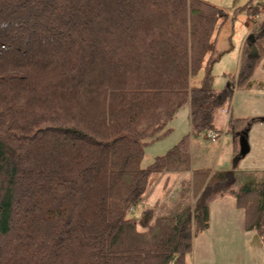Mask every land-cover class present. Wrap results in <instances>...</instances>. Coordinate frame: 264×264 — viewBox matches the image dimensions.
Here are the masks:
<instances>
[{"label":"trees","instance_id":"1","mask_svg":"<svg viewBox=\"0 0 264 264\" xmlns=\"http://www.w3.org/2000/svg\"><path fill=\"white\" fill-rule=\"evenodd\" d=\"M243 12L258 54L245 45L217 88L210 49L228 12L213 2L0 0V264H188L225 196L264 244V175L238 183L240 161L193 166L234 79L251 88L264 59L261 9L250 0ZM187 106L191 131L143 167L145 147ZM250 125L230 116L236 152ZM173 175L166 199L134 215Z\"/></svg>","mask_w":264,"mask_h":264},{"label":"rangeland","instance_id":"2","mask_svg":"<svg viewBox=\"0 0 264 264\" xmlns=\"http://www.w3.org/2000/svg\"><path fill=\"white\" fill-rule=\"evenodd\" d=\"M207 1L224 7L228 12L227 16L219 19L210 49L211 52L215 44L217 53L213 62V73L217 76L214 85L217 88H224L230 81L225 73L238 72L243 47L247 46L250 57L255 58L258 54L250 33L252 17L246 12L234 14L236 7L250 0ZM252 2L254 6L263 10L259 15L261 16L260 21H263L264 0H252ZM256 71V76L253 75V79L255 78L253 84L255 82L264 84V59L261 60ZM204 72L203 67L193 80L196 83L200 82ZM233 84V109L231 111L233 113L231 115L250 118L251 125L247 131L250 152L246 156H243L241 152H236V138L233 132L228 131V118L230 117L223 111H219L215 116L216 131L226 133H222L218 142L208 140L206 138L208 132L196 138L193 166H213L225 170L234 167L236 161H240L237 176L238 183H243L250 178L264 175V90L259 91L258 88L249 87L238 89L235 87L237 86L236 78ZM190 113V107L183 108L167 125V128H172V132L145 147L143 167L150 165L156 156L165 154L191 131ZM185 174L180 173L179 176L182 177ZM176 179L177 176L173 175L165 187L163 177L161 184L157 183L148 199L138 205L134 215L140 216L145 207L155 206L158 200L164 199V196L166 199V191L168 187L177 183ZM209 222V228L194 238L193 252L188 257V264H264V244L255 230H246L244 210L237 208L232 196H226L212 203Z\"/></svg>","mask_w":264,"mask_h":264},{"label":"built area","instance_id":"3","mask_svg":"<svg viewBox=\"0 0 264 264\" xmlns=\"http://www.w3.org/2000/svg\"><path fill=\"white\" fill-rule=\"evenodd\" d=\"M260 18H261V16H258V17L256 18V20H261ZM235 87H237V86L235 85ZM232 109H233V102L230 104L229 107H225V108H223L222 111H223L224 114H227L228 117H230V115H231V113H232V112H231ZM228 119H229V118H228ZM222 133H226V132H225V131L217 132L216 130H210V131H208V133H207V139L210 140V141H212V142H218V141L220 140V137H221ZM168 196H169L170 198L173 197V196H174V191L169 192Z\"/></svg>","mask_w":264,"mask_h":264},{"label":"crops","instance_id":"4","mask_svg":"<svg viewBox=\"0 0 264 264\" xmlns=\"http://www.w3.org/2000/svg\"><path fill=\"white\" fill-rule=\"evenodd\" d=\"M260 9H261V8H260ZM261 11H263V10L261 9ZM251 29H252V27H251ZM251 31H252V30H250V33H251ZM244 45H245V44H244ZM244 45H243V46H244ZM241 54H242V52L240 53V59H241ZM251 58H254V57H251ZM239 65H240V62H239ZM257 72H258V71H256V73H257ZM256 73L254 74V76H256ZM254 76H253V77H254ZM253 77H252L251 80L254 82L255 78L253 79ZM228 85H230V81H229ZM256 85H258V86H256ZM252 88H258L259 91H262V90H264V84H263V82H258V83L255 82V84L252 85L251 89H252ZM232 113H233V112H232ZM205 135H206V134H205ZM233 136H234V138H235V134H233ZM206 138H207V136H206ZM195 144H196V140L194 141V144H193V151H194V152H193V157H194L195 149H196V145H195ZM232 169H233V167H232V168H229V169H225V170H232ZM225 197H226V196H225ZM225 197H223V198H225ZM223 198H220V199H223ZM220 199H218V200H220Z\"/></svg>","mask_w":264,"mask_h":264},{"label":"water","instance_id":"5","mask_svg":"<svg viewBox=\"0 0 264 264\" xmlns=\"http://www.w3.org/2000/svg\"><path fill=\"white\" fill-rule=\"evenodd\" d=\"M240 152L243 156H246L250 152V145L247 139V133L240 138Z\"/></svg>","mask_w":264,"mask_h":264}]
</instances>
